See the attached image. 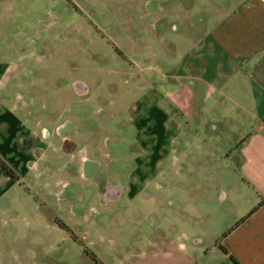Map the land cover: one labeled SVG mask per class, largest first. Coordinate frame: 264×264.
Here are the masks:
<instances>
[{
    "label": "crops",
    "instance_id": "crops-1",
    "mask_svg": "<svg viewBox=\"0 0 264 264\" xmlns=\"http://www.w3.org/2000/svg\"><path fill=\"white\" fill-rule=\"evenodd\" d=\"M15 1L20 6L24 2ZM141 1L148 8L154 0ZM166 2L174 14L161 8L160 14L146 11L131 19V63L146 75L139 81L144 86L136 87L143 93L129 108L139 153L132 157L135 169L128 174L96 173L104 166L100 158H112L96 143L97 129L89 117L68 110V118L57 119L54 110L42 113L27 104L21 94V58L16 60L21 48L0 50L18 55L0 59V264L47 258L41 252L30 255L22 238L21 243L7 239L3 227L8 221L24 224L30 216L33 226L64 234L71 246L78 240L100 246L108 232L122 237L117 229L107 230V213L145 218V249L132 254L120 249L121 264H236L233 259L264 264V0ZM4 4L11 5V0H0ZM6 33L16 39L14 44L24 34L21 25ZM75 90L87 91L81 85ZM76 159L95 165L80 173L96 187L89 195L94 200L81 206L73 205L68 195L69 205L45 201L32 206L23 200L32 193L65 196L63 180L50 183L52 165L73 178ZM171 162L230 168L216 174H179L176 188H170L174 181L160 167ZM31 182L38 187L33 192ZM202 182L210 189L205 195L198 185ZM64 220L72 223L68 232L58 223ZM91 231L97 241L89 238ZM138 232L129 234L131 243ZM51 239L49 251L56 254L59 243ZM84 255L93 264L91 255L107 264L95 251Z\"/></svg>",
    "mask_w": 264,
    "mask_h": 264
},
{
    "label": "rangeland",
    "instance_id": "rangeland-1",
    "mask_svg": "<svg viewBox=\"0 0 264 264\" xmlns=\"http://www.w3.org/2000/svg\"><path fill=\"white\" fill-rule=\"evenodd\" d=\"M21 1H24L21 2V6L15 0H11V5H0V50H7L13 45L21 48V55L16 60L21 58V78L24 82L21 94L25 101L27 104H35L36 109L42 113L54 110L57 119L62 117L65 119L68 110L83 112L89 117L90 126L97 129L95 140L102 148V153L112 158V160L100 158L99 165L104 166H100L96 173L107 177L115 172L131 173V170L135 169V166L132 167V157L139 151L129 108L137 95L143 93L142 91L139 93L136 87L144 86L139 81L146 75L140 71V67L136 68L131 63L130 56L133 51L131 19L136 15L145 14L146 11L160 14L161 8L165 9V13L174 14L173 7L166 2L167 0H154L152 6L146 7L147 10L141 0ZM20 25L24 34L18 39L20 43L14 44L16 39L6 32L16 30ZM15 56H18L17 53L0 54V59ZM79 85L85 87L87 91L82 94L76 93L75 88ZM90 151L92 152V147ZM171 163L160 167L175 182L169 185L170 188H176L179 174L183 176L216 174L224 173L230 168L225 165L205 167L194 166L191 163L182 165ZM86 165L78 159L74 160L71 165L73 178L57 172L58 167L52 165L53 178L50 183L55 185L56 181L63 180L65 196L43 198L32 193V197L27 196L23 200L32 206L45 201H53L52 205H69L65 200L67 195V199L75 206H81L82 202L87 200H94L95 198L89 195L96 187L85 181L80 173L85 168H92L95 165L92 162ZM205 183H198L204 195L210 190L208 186L203 187ZM30 184L32 192L38 189L37 186H33V182ZM100 210L103 211V208ZM97 214L95 212L94 216L98 217ZM115 215L106 214L111 218L107 222V230L117 229L122 237L121 235L115 237L107 231L109 234H106V241L100 246L88 243L83 245V240H78L71 246V242H66L64 234L57 235L46 226H33L30 216H26L24 224H21L20 219H15L12 222L8 221L3 228L7 239L21 243L22 238L23 248L30 255L41 252V255L47 256L40 261L36 256V259L21 264H93L90 260L88 262L85 255L81 256L86 250L95 251L107 264H121L118 261L119 254L117 255L120 249L130 254L145 249L142 246L146 240L145 234L144 230L141 231L145 226V218L144 215L138 217L135 213ZM119 216L123 219L122 222ZM170 221L171 224H176V217H171ZM58 223L65 232L69 231L72 224L65 220ZM13 228L16 231H11ZM137 228L139 232L135 239L136 243H131L133 238L129 234ZM39 233L42 237H38ZM88 234L93 241L98 240L92 231ZM50 238L53 242L59 243V251L56 254L49 251L47 241ZM110 238L113 243H109ZM19 242L15 243L16 247ZM48 256L55 262L49 261ZM7 263L17 264L15 261Z\"/></svg>",
    "mask_w": 264,
    "mask_h": 264
},
{
    "label": "trees",
    "instance_id": "trees-1",
    "mask_svg": "<svg viewBox=\"0 0 264 264\" xmlns=\"http://www.w3.org/2000/svg\"><path fill=\"white\" fill-rule=\"evenodd\" d=\"M261 206V205H260ZM226 254H227V252L226 251H224ZM91 257L93 258V261L96 263V264H103V263H101L94 255H91ZM233 261L236 263V264H238L234 259H233Z\"/></svg>",
    "mask_w": 264,
    "mask_h": 264
}]
</instances>
